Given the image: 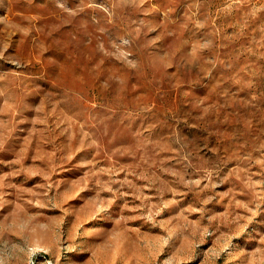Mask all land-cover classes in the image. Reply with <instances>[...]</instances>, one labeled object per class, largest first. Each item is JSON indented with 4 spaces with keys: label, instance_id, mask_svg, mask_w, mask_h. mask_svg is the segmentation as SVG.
<instances>
[{
    "label": "rangeland",
    "instance_id": "obj_1",
    "mask_svg": "<svg viewBox=\"0 0 264 264\" xmlns=\"http://www.w3.org/2000/svg\"><path fill=\"white\" fill-rule=\"evenodd\" d=\"M0 264H264V0H0Z\"/></svg>",
    "mask_w": 264,
    "mask_h": 264
}]
</instances>
